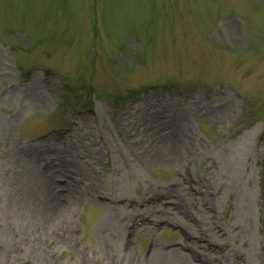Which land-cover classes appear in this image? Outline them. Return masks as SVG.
Wrapping results in <instances>:
<instances>
[{
  "label": "rangeland",
  "instance_id": "rangeland-1",
  "mask_svg": "<svg viewBox=\"0 0 264 264\" xmlns=\"http://www.w3.org/2000/svg\"><path fill=\"white\" fill-rule=\"evenodd\" d=\"M172 131L184 143L175 171L153 142ZM34 152L39 170L65 164L74 177L56 176L74 204L46 240L38 222H19L23 155ZM185 170L206 182L223 252L264 264V0H0V264H106L110 236L96 231L106 207L158 217L150 203L166 208L158 195ZM143 227L128 223L135 235L117 256L182 240ZM66 234L80 255L59 244Z\"/></svg>",
  "mask_w": 264,
  "mask_h": 264
},
{
  "label": "bare ground",
  "instance_id": "bare-ground-1",
  "mask_svg": "<svg viewBox=\"0 0 264 264\" xmlns=\"http://www.w3.org/2000/svg\"><path fill=\"white\" fill-rule=\"evenodd\" d=\"M181 138L182 135L175 131H172L166 138L153 137V142H161L160 145L166 147L165 151L160 154L159 166L171 171L183 169L182 165L179 164L180 162L176 160V150L184 145ZM187 141H193V138L189 137ZM23 158L28 182H23L20 186L23 193L19 198V210L22 213L19 222H38L40 227L38 232L39 238L46 240L54 237L55 230L60 228L65 230L66 226L70 224V213L74 204L73 200L69 201L70 199L62 194L60 191L61 187L55 185L56 176L64 174L71 180L74 177L65 164L55 166V163L50 162L46 171L39 170L37 165L44 158L41 153H25ZM219 161V165L222 167L224 160L219 158ZM50 172H54L55 175L50 174V176ZM183 176L184 178L175 188L164 189L162 194L158 195L162 200L160 204L164 202L168 204L165 206L166 208H159L156 206L158 203L155 201L150 203V206L159 212L158 217L151 216V213H148L149 216H147L146 212L138 214L133 209L136 203L130 208V211L128 208L122 207L120 211L124 215L118 212L114 214L113 209L117 211L115 208L106 207L105 218L96 229L98 234L110 236L107 248L103 251L106 257V264H225L226 261L229 262L232 258L239 257L231 250L223 252L222 248L226 245L225 241L228 235L227 237H221L214 232L216 221L213 216V205L210 201L206 182L201 177H198V174L190 170H185ZM27 186L32 187L29 194L26 192L28 191ZM193 189L197 192V197L186 194V191L191 192ZM26 195L29 196L27 200H25ZM151 196L152 194L150 193L148 197ZM196 203H203L205 206L208 203L209 205L206 209L202 205H198L197 207L200 208L194 209L193 206ZM113 204L116 205L115 202ZM190 207L195 210L194 213L189 211ZM137 217L141 219L144 226L142 231L139 232L140 236L153 239L157 234L159 225L164 224V226L177 228L180 231L182 235L181 242L171 248H165L153 240L145 258L132 255L129 247L123 255L117 256L115 247L113 246H116L119 241L124 243L129 240L131 235L132 237L135 235L134 233H130L127 225ZM201 219L205 221L202 222ZM234 227L239 226L234 225ZM234 227L228 228L230 237L237 236L242 231L241 228L234 233L232 232ZM188 237H192L195 241L189 243ZM57 238L63 248L73 250L71 248L73 242L72 236L66 234L62 238ZM133 240L136 243L135 238ZM196 241H200L201 245H197ZM209 244L212 246L210 249L207 248ZM110 248L111 251H109ZM78 250L73 251L75 254L78 253L80 255L81 252L79 253ZM239 260L242 264H248V261H252L247 253L242 254ZM91 261V258H87L88 264ZM40 262L49 264L47 260L42 258H40Z\"/></svg>",
  "mask_w": 264,
  "mask_h": 264
}]
</instances>
